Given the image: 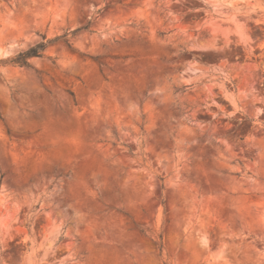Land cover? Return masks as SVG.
<instances>
[{
    "label": "rangeland",
    "instance_id": "374dc122",
    "mask_svg": "<svg viewBox=\"0 0 264 264\" xmlns=\"http://www.w3.org/2000/svg\"><path fill=\"white\" fill-rule=\"evenodd\" d=\"M211 5L0 0V264H264V112L252 103L264 95V0ZM90 19L91 32L70 36L71 46L49 45L64 55H75L73 45L91 50L77 57L79 87L49 78L45 87L38 70L11 62ZM229 26L226 87L247 93L226 130L231 152L204 143L207 133L193 145L143 103L147 90H163L173 52L187 57L183 49ZM249 135L256 140L241 143ZM221 152L232 158L221 163ZM33 230L47 240L28 255Z\"/></svg>",
    "mask_w": 264,
    "mask_h": 264
},
{
    "label": "clouds",
    "instance_id": "9594fccd",
    "mask_svg": "<svg viewBox=\"0 0 264 264\" xmlns=\"http://www.w3.org/2000/svg\"><path fill=\"white\" fill-rule=\"evenodd\" d=\"M203 3L212 6L211 0H203ZM220 6L231 7L232 5L223 3ZM208 15L211 18L210 11ZM218 19H224V17H218ZM229 31H233L230 26L201 43L183 49L182 52H186L190 59L181 55V52H173L172 55L177 57V62L172 64V74L166 78L162 86L163 90L160 86L147 90L146 99L143 103L145 111L148 110V107L158 108L160 113L174 125L173 130H178L180 134L193 138L191 140L193 145L198 143L196 137H204L207 133L204 143L214 140L216 146H223L226 151L231 152L233 145L229 144L230 137L226 130L232 127L231 121L236 117V113L245 111V107L241 106L239 102L247 97V93L236 87L229 91L226 87V82L231 83L229 73L225 71L233 43L228 38ZM43 43L46 44V41ZM69 43H71L70 39ZM73 48L75 55H64L58 54L55 49L49 46L40 59L32 57L28 49L25 48L24 61L34 70H38L41 83H44L45 87H47L46 78L57 85H59L60 80H63L64 86L67 88H71L73 85L79 87V81H76L74 77L75 66L80 63L77 57H86L91 50L85 49L82 45H73ZM37 52L40 50L38 49ZM14 75L16 77L21 76L20 73ZM59 90L63 91V88H59ZM225 100L232 106L231 111L223 103ZM252 103L254 106L259 105L256 108L258 113L264 112V95L253 97ZM208 117L211 119H207ZM239 123H243V121L241 120ZM257 123L259 129L264 130V121H257ZM221 129L225 131L221 132ZM255 140L254 135H249L241 143ZM257 146L260 147V155L264 158V135L261 136ZM241 151L244 149L241 148ZM221 156H223L222 152L215 159L220 160ZM229 158L232 157H225L220 162L224 163ZM88 196L94 198L95 193L88 192ZM68 206L71 207L72 205L69 204ZM69 219L67 216L58 217L57 227L63 228ZM52 222V217L47 216L45 223L50 225ZM43 227L44 225H42ZM68 234V231H64L65 236ZM37 235L34 230L27 234V240L24 243L31 241V252L28 255H34L41 247L45 246L44 241L47 240V237L45 236L44 241L38 243ZM32 264H38V262L33 261ZM51 264H57V262L53 260Z\"/></svg>",
    "mask_w": 264,
    "mask_h": 264
},
{
    "label": "trees",
    "instance_id": "16d2710c",
    "mask_svg": "<svg viewBox=\"0 0 264 264\" xmlns=\"http://www.w3.org/2000/svg\"><path fill=\"white\" fill-rule=\"evenodd\" d=\"M90 25H91V19L88 20V22L84 25H81L73 30H69L61 35H57L53 38H47L45 35L43 36V40L39 43H37L36 45H33L32 47H30L28 49L29 53L31 54L32 57L34 56H41L43 55V52L44 50L51 44H55L59 41H63L65 44H67L68 46H71V43H69V39H70V36H73L75 35L76 33L82 31V30H87V31H90L91 32V29H90ZM43 41H46V44L43 43ZM40 50V52H37V50ZM24 51L19 53L14 59H12L11 62L15 63V64H18V65H21V66H27L29 67L26 62L24 61ZM73 96V100H75V96H74V93L73 92H70ZM0 117H1V112H0ZM126 146H128L127 144H125ZM129 147V146H128ZM129 152L131 154H134V150L133 148L129 147ZM157 245L159 247L160 250H162V241H159L157 242ZM166 264V263H165Z\"/></svg>",
    "mask_w": 264,
    "mask_h": 264
}]
</instances>
